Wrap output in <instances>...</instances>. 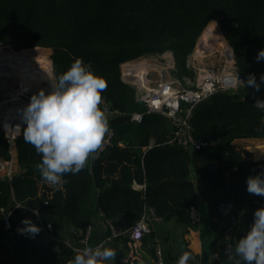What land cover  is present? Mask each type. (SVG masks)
I'll return each instance as SVG.
<instances>
[{
    "label": "trees",
    "instance_id": "obj_1",
    "mask_svg": "<svg viewBox=\"0 0 264 264\" xmlns=\"http://www.w3.org/2000/svg\"><path fill=\"white\" fill-rule=\"evenodd\" d=\"M210 21L232 48L238 72L259 78L264 61L255 56L264 47V0H0V48L8 53L24 49L16 59L33 53L50 61L54 78L82 58L106 80L101 95L120 113L109 122L112 144L80 172L65 174L58 189L41 177V156L26 142L22 128L14 141L21 171L11 179L0 178V243L23 217L39 223L32 208L53 231L66 225L83 231L95 214V190L96 206L114 225L131 224L148 209L165 219L186 221L187 210L200 196L218 218L217 205L231 201L247 230L254 209L264 205V197L246 191V177L264 170V143L250 147V153L236 140L264 139L262 110L239 92L203 100L192 110L190 122L193 136L212 144L191 155L165 143L170 127L173 131L166 117L147 114L136 123L127 115L143 105L122 80L120 65L169 51L175 61L172 74L181 79L190 73L188 55ZM8 148L0 130V158H9ZM133 181L145 188H133Z\"/></svg>",
    "mask_w": 264,
    "mask_h": 264
},
{
    "label": "built area",
    "instance_id": "obj_2",
    "mask_svg": "<svg viewBox=\"0 0 264 264\" xmlns=\"http://www.w3.org/2000/svg\"><path fill=\"white\" fill-rule=\"evenodd\" d=\"M21 50L8 53L0 48V129L9 144V158H0V178L3 179H11L14 174V141L25 126L22 119L23 108L29 102L32 94L36 93L40 88L47 89L49 78H54L52 63L50 61L33 53L29 54L26 59H16L17 56L14 55ZM229 52L230 54L221 65L203 69L199 68L189 86L182 84L181 81L184 80V77L179 79L172 74L175 69V61L173 54L169 51L164 52L160 56L147 55L124 62L123 64L126 66H122L123 64H121L122 80L134 88L136 101L141 102L143 105V110L127 114L129 119L140 123L147 114L164 116L170 120L173 126L172 134L165 143L177 145L185 149L193 148L194 150H198L212 144V142L196 139L193 136V128L190 122L192 110L203 100L220 92H240L256 108L264 112V88L257 91L251 87H244L243 84L237 85L235 74L238 70L235 65L232 49ZM189 58L188 56L187 66ZM152 60H154L153 63ZM22 73H27V78L29 79L31 75L33 77L36 75L29 83H37V85L31 89H24L22 86H18L17 84L24 77ZM128 77H132L133 79L127 81L126 78ZM239 77L242 80L245 78L240 73ZM256 79L259 81V78ZM100 107L104 110L108 120V132L103 138L100 148L94 153V157L99 156L112 144L114 130L109 122L111 119L120 116V113L113 110L103 96ZM153 144L151 142L148 146L144 147V150L149 149ZM148 210L152 212V217L156 219L160 218L154 214L153 210ZM148 210L144 211L136 221L126 228L112 225L111 233L96 244L90 242L91 225L88 224L79 238L81 247L78 251L85 247L91 248L101 243L104 244L106 241L121 234H128L133 241L142 239L144 234L149 231L147 221ZM216 211L228 222L236 223L240 221L239 215L234 212V206L231 201L219 203ZM190 220L193 223L198 222L200 216L191 214ZM231 251V244L226 243L224 253L230 256ZM154 256L152 264H164L163 253L158 245L154 247ZM213 258H217V256L214 254Z\"/></svg>",
    "mask_w": 264,
    "mask_h": 264
},
{
    "label": "clouds",
    "instance_id": "obj_3",
    "mask_svg": "<svg viewBox=\"0 0 264 264\" xmlns=\"http://www.w3.org/2000/svg\"><path fill=\"white\" fill-rule=\"evenodd\" d=\"M209 23L215 27V21ZM255 59L264 61V47L257 51ZM235 82L258 91L264 85V73L257 81L254 74L242 80L237 72ZM106 87L103 76L77 57L57 77L49 78L47 89L40 88L32 94L23 108L24 139L40 154V175L48 185L58 189L65 174L80 172L100 148L108 132V120L100 107ZM246 191L264 197V170L246 177ZM32 211L40 214L36 209ZM21 224L18 231L22 234L34 236L41 230L31 217H23ZM232 252L231 264H264V205L254 209L249 227L237 239ZM115 255L113 248L101 243L78 251L67 264H108L114 262ZM190 259L191 253L184 251L176 264H188Z\"/></svg>",
    "mask_w": 264,
    "mask_h": 264
},
{
    "label": "crops",
    "instance_id": "obj_4",
    "mask_svg": "<svg viewBox=\"0 0 264 264\" xmlns=\"http://www.w3.org/2000/svg\"><path fill=\"white\" fill-rule=\"evenodd\" d=\"M171 128L168 130L170 134ZM260 143H264L263 138L236 140V144L240 148H244L250 153V147ZM13 156L14 174H18L21 169L16 162L15 148ZM250 157L252 160H257L254 156ZM93 159L94 154L89 157L87 164L90 165ZM131 186L143 190L145 183L133 181ZM97 192V190L94 191L91 200L95 207V214L89 223L92 244L99 243L108 236L112 231V225H114L102 215L96 206ZM33 209L36 208L31 210ZM151 213L150 210L147 211L149 231L144 234L142 239L133 241L128 234H121L104 243L106 247H111L116 251L114 262L109 261L108 264H152L156 245L160 246L162 250L164 264H176L184 251H188L192 255L188 264H222L230 261L229 258L233 255L232 251L230 256L224 253L226 243H230L233 249L237 239L246 232L243 228V220L231 223L214 216L208 203L200 196L196 203L187 210L186 221L163 217L156 219L151 216ZM191 214L199 215L200 220L193 223L190 220ZM35 216L39 222L40 232L34 236L27 233L22 234L18 231L23 227L22 224H17L13 230L8 231L7 236L0 243V264H67L78 252L81 247L79 238L83 232L80 228L66 225L60 230L53 231L38 219V215L35 214ZM125 221L124 218L121 219V223H125ZM129 225L130 223L126 226L120 224L114 226L126 228ZM214 254L217 258H213ZM220 256H224L226 261H220Z\"/></svg>",
    "mask_w": 264,
    "mask_h": 264
},
{
    "label": "rangeland",
    "instance_id": "obj_5",
    "mask_svg": "<svg viewBox=\"0 0 264 264\" xmlns=\"http://www.w3.org/2000/svg\"><path fill=\"white\" fill-rule=\"evenodd\" d=\"M210 22H212V21H210ZM209 24H211V23H208L207 25H209ZM206 26H205V28H206ZM207 27H212V26L209 25ZM215 27L218 30V32L220 33V36H221L224 44L227 45L228 46V50L231 51L230 45L228 44V42L222 36V34H221L216 22H215ZM204 29L201 32L200 36L198 37L196 45H195L193 51L189 54L190 58H189L188 66H189V69H190L189 70L190 73L188 75L184 76V80L181 81L182 84H184L185 86H189L190 85V82H192V80L195 78V76L197 74V70L199 68L203 69V68H207V67H217V66L221 65V63H223L225 61V58L227 57L221 51H213V52L207 53L206 55H202V56L196 55L197 53H196L195 49H196V46L198 44V41L200 40V38L203 35ZM36 47H38V46H36ZM153 62H154V60H152V63ZM121 69H122V67H121ZM22 76H24V77H22L23 81L20 82V86H22L24 89H26L25 88L26 84H30L31 82L29 83V81L34 79V77H36V75H34V77H33V75H31V78L29 79V78H27L28 77L27 73H22ZM254 158L259 159V157H254Z\"/></svg>",
    "mask_w": 264,
    "mask_h": 264
},
{
    "label": "bare ground",
    "instance_id": "obj_6",
    "mask_svg": "<svg viewBox=\"0 0 264 264\" xmlns=\"http://www.w3.org/2000/svg\"><path fill=\"white\" fill-rule=\"evenodd\" d=\"M195 51L197 53L196 55H199V56L206 55L207 53H210L213 51H221L226 56L230 54L228 50V46L224 44L221 38H219L216 32V29L214 31L213 27H206L204 29L203 35L198 41ZM17 85L20 86V83H18ZM36 85L37 83L26 84L25 88L31 89Z\"/></svg>",
    "mask_w": 264,
    "mask_h": 264
},
{
    "label": "water",
    "instance_id": "obj_7",
    "mask_svg": "<svg viewBox=\"0 0 264 264\" xmlns=\"http://www.w3.org/2000/svg\"><path fill=\"white\" fill-rule=\"evenodd\" d=\"M233 57H234V54H233ZM132 79H133L132 77L126 78L127 81H131ZM139 103L141 104V102H139ZM187 151L191 155L194 152V149L193 148H189ZM222 264H231V261H227V262H224Z\"/></svg>",
    "mask_w": 264,
    "mask_h": 264
}]
</instances>
